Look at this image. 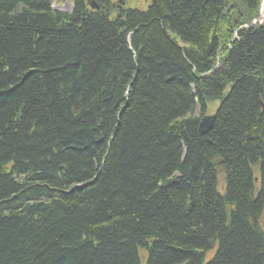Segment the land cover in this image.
<instances>
[{"label": "trees", "instance_id": "obj_1", "mask_svg": "<svg viewBox=\"0 0 264 264\" xmlns=\"http://www.w3.org/2000/svg\"><path fill=\"white\" fill-rule=\"evenodd\" d=\"M234 1L0 0V264H264V24L226 44Z\"/></svg>", "mask_w": 264, "mask_h": 264}, {"label": "rangeland", "instance_id": "obj_2", "mask_svg": "<svg viewBox=\"0 0 264 264\" xmlns=\"http://www.w3.org/2000/svg\"><path fill=\"white\" fill-rule=\"evenodd\" d=\"M49 1L51 3L52 8L56 11L71 12L73 10V0H49ZM151 1L152 0H122V3H120L119 0H110L111 7H112L111 12H112V15L116 16L118 14V11H117L118 8H121L123 10H127V9L144 10L150 6ZM234 3L237 5V7H234L235 5H233L230 8L231 11L229 12L228 17H227L228 20H230V21L225 22L226 25L223 26L222 30H220V36H221L223 41L226 40V44L227 43L230 44V42L233 41L232 39L235 40L237 38L238 31H239V29L237 30L238 26H242L241 28L243 29L247 25L252 24V22H246V23L245 22H238V20L240 18L245 17L246 9L243 7V3L241 2V0H235ZM259 18L262 20L261 24H255L252 27L264 24V0H260V5L258 7V19ZM232 21H234V22H232ZM233 25L235 27V29L233 30V32H234L233 37L234 38L231 37L229 40H227V37H230L229 32L227 31V29H228L227 26H229V28H230V27H233ZM217 65L220 66L221 61H220V63L218 62ZM218 106H219L218 100L209 101L207 104L206 112H205L204 116L216 114V109L218 108ZM194 116L195 117L200 116V109L198 107H196V109L194 111ZM221 176L219 179H221ZM221 186H223V184ZM214 254H215V250L211 251L208 254V258H212Z\"/></svg>", "mask_w": 264, "mask_h": 264}, {"label": "water", "instance_id": "obj_3", "mask_svg": "<svg viewBox=\"0 0 264 264\" xmlns=\"http://www.w3.org/2000/svg\"><path fill=\"white\" fill-rule=\"evenodd\" d=\"M119 1H120V3H122V0H119ZM153 2H154V0H153ZM90 5H91V7L93 9H96V10L99 9L98 5L95 2H91ZM259 23H261V19L260 18L255 20L251 25H249V27H251V26H253L255 24H259ZM215 119H216V115L215 114L203 117L201 122L199 123V128H198L199 133L200 134L208 133L211 130V128L213 127Z\"/></svg>", "mask_w": 264, "mask_h": 264}]
</instances>
